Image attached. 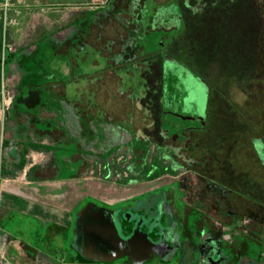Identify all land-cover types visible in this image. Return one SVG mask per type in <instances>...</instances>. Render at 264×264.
<instances>
[{
    "label": "rangeland",
    "instance_id": "obj_1",
    "mask_svg": "<svg viewBox=\"0 0 264 264\" xmlns=\"http://www.w3.org/2000/svg\"><path fill=\"white\" fill-rule=\"evenodd\" d=\"M202 1L205 6L198 9ZM61 3L67 2L61 0ZM195 3L197 5L187 15L188 24L183 28L181 38L175 42V47L181 49L178 55L183 56L185 52L187 61L211 83L212 101L207 108L211 116L209 128L213 130V122L217 120L219 123L216 125L222 132L243 135L244 127L249 130L246 134L251 132L255 135L254 125H257L264 135V0H216L215 3L214 0H196ZM53 6L59 11L53 12L44 23L36 22L35 10L31 13L28 30L33 36H23V40L10 45L11 50L5 47L0 51L1 58L8 51H28L32 48L33 38L37 36L35 30L41 24L45 25L42 29L47 32L59 34L47 33L40 37L39 51L35 53L46 72L51 74V79L44 83L42 97L46 104L52 105L54 102L53 109L39 106V88H16L19 75L16 66H13L12 74H0L2 168L7 151L14 149L10 170L0 174V184L3 179H14L30 185L35 182L30 179L31 176L47 178V182H55L50 185L52 189L58 185L57 188L62 191L61 203L69 207L85 194L112 200L140 192L157 183L171 181L173 177L167 173L153 180H133L139 177L136 174L139 164L145 158L146 162L150 160V155L142 151L147 147L142 138L150 135L160 142L162 137L160 106L157 101L152 104L148 99L149 96L158 99V95H152L149 89L147 91L148 84L152 86L154 81L157 83L160 79L159 64L152 63L151 72L145 74L147 79L144 80L141 70L135 68L132 61L112 55L118 50L117 47L110 52L104 48V18L101 21L100 17L97 18L100 26L90 24L88 17L78 16L67 26L68 20L84 9L64 8L67 6L64 4ZM145 6L149 12L153 7L152 0H145ZM173 7L171 11L175 14L176 7ZM85 19L87 21L84 22ZM74 28L77 30L70 34ZM26 32L27 27L24 28ZM65 34L71 35L67 36L70 41L66 43L60 40ZM113 34L108 31L105 35ZM136 40L142 47L141 53L154 51L159 48L160 35L156 30H150ZM8 66L6 63V71ZM193 86H188L189 96L206 98V110L208 91L203 86ZM127 93L130 98L126 96ZM134 97L135 100L131 102ZM11 101L22 105L18 108ZM15 114L23 123L17 122ZM149 115L157 117L155 122L149 120ZM161 122L168 132L198 124L171 112H164ZM132 134L139 137L130 138ZM3 138L6 140L2 146ZM20 138L55 147L47 150L29 144L22 146V142L14 144ZM253 140L264 163V139ZM150 141L152 143L153 138ZM150 145L153 147V144ZM130 146L138 147L136 153L131 151ZM20 152L25 156L22 168L17 165ZM151 152L156 154V151ZM34 153L37 157H34ZM250 155L252 161L248 162L252 169L247 170L261 182L264 180V169L259 170L255 165L254 152ZM125 174L133 179L122 183L119 180ZM189 181L185 179L182 183L186 186ZM160 194L158 189L148 195ZM83 206H78L75 215ZM42 224V221L30 215L17 213L7 227L19 228L24 231L20 237L38 242L36 234L46 230ZM69 236L72 240L71 233H68ZM52 245L56 248L59 243H47L42 247L47 250ZM62 245L67 248L66 244ZM249 247L257 249L253 243ZM71 252L68 249L64 254L67 257Z\"/></svg>",
    "mask_w": 264,
    "mask_h": 264
},
{
    "label": "flooded vegetation",
    "instance_id": "obj_2",
    "mask_svg": "<svg viewBox=\"0 0 264 264\" xmlns=\"http://www.w3.org/2000/svg\"><path fill=\"white\" fill-rule=\"evenodd\" d=\"M195 1L152 0L153 7L148 12L145 0H104L96 4L91 12L80 10L68 20L67 26L78 16H85L91 21L90 24L102 26L100 21L104 18V48L110 52L113 47H117L118 50L112 55L132 61V65L141 70L144 80L147 79L145 74L151 72L152 63L159 64L160 79L157 83L154 81L152 86L148 84L147 91L149 89L152 95H158V99L150 96L148 99L152 104L157 101L160 106L161 140L159 142L150 135L142 138L147 146L142 151L150 155L149 162L145 158L139 164L137 179L125 174L119 181L153 180L165 173L173 179L112 200L85 194L74 201L65 209L68 224H57L60 235L59 245L53 249L55 264H264V180L260 182L253 178L250 170H247L252 169L248 160L252 161L250 154L253 152L256 158L253 160H256L255 165L259 170L264 169V163L252 136L222 132L216 125L219 123L217 120L213 122V130L209 128L211 116L207 108L212 101L211 83L187 61L186 53L178 55L181 49L175 47V42L181 38L182 30L188 24L187 15L197 5ZM172 5L176 7L175 14L171 11L174 8ZM204 6L205 2L202 1L198 9ZM76 30L72 29L70 34ZM150 30L159 33V48L141 53L142 47L136 38ZM108 31L115 34L105 35ZM67 34L60 40L68 42L71 35ZM166 57L187 67L208 86L204 120L189 118L198 124L176 132L166 131L161 122L163 113H170L164 109L163 73ZM41 67L43 75L48 74ZM126 96L130 98L129 94ZM134 100L135 97L130 101ZM148 118L155 122L157 117L149 115ZM132 136L139 137L132 134L130 138ZM130 142L131 139L128 145ZM130 148L136 153L138 147ZM151 151H156V154ZM157 170L160 173L147 177ZM185 179L191 181L186 186L182 183ZM158 189L160 195H148ZM88 202L115 214L123 235L135 233L144 241L140 247L142 253L137 259L131 260L127 255H122L103 261L84 258L78 253L68 233L73 237L75 211L78 206ZM42 225L48 229L47 221H43ZM251 243L257 249L250 248ZM68 249L72 252L66 257L64 251Z\"/></svg>",
    "mask_w": 264,
    "mask_h": 264
},
{
    "label": "crops",
    "instance_id": "obj_3",
    "mask_svg": "<svg viewBox=\"0 0 264 264\" xmlns=\"http://www.w3.org/2000/svg\"><path fill=\"white\" fill-rule=\"evenodd\" d=\"M64 2L67 3H61V0H46L45 2H41V0H36V2L34 0H0V51L5 50L7 44L11 45L19 39L23 40V36L30 37L32 35L28 30V22L34 10L37 12L36 22L39 23L40 21L44 23L49 16L53 15V12L59 11L53 5L64 4L67 5L64 8H80L92 11V8L96 4L103 3L104 0H64ZM25 27H27L26 33H24ZM43 27H45L44 24L37 27L34 33L37 36L33 38L32 48L26 52H30L35 47V43L40 40V37H43L47 33L59 36V34L47 32L42 29ZM6 35L7 39L5 38ZM22 52L26 53L25 51ZM0 59H2L1 56ZM8 64V70L6 71L4 68L5 64L1 60L0 74L3 75L4 72L9 75L12 74L15 63L9 62ZM43 76L46 79L45 82L51 79L50 73ZM15 117L17 122L23 123L20 122L17 114H15ZM0 128L2 129V125ZM21 139L23 138L16 139L14 144ZM5 140L3 138L2 146ZM21 153L23 152L19 154ZM33 155L37 157L35 153ZM13 157L14 149L11 148L7 151L4 160L3 166L5 171L10 170L9 167L12 164ZM34 177L31 176L30 179H33L35 182L30 185L21 182V180L14 179H3L0 184V264L56 263L53 251L55 246L52 245V249L49 247L47 250L42 246L59 240L60 233L57 224H68L65 213V209L68 207L65 203H61L62 191L57 188L58 185L53 189L50 187L55 182H47V178L39 176ZM17 213L30 215L40 222H48V229L45 232L36 234L39 237L35 238L38 239V242H30L27 238L20 237L24 234V231H21L19 228L10 229L7 227Z\"/></svg>",
    "mask_w": 264,
    "mask_h": 264
},
{
    "label": "water",
    "instance_id": "obj_4",
    "mask_svg": "<svg viewBox=\"0 0 264 264\" xmlns=\"http://www.w3.org/2000/svg\"><path fill=\"white\" fill-rule=\"evenodd\" d=\"M164 67V109L173 114L203 121L206 98L204 100L191 97L188 89L196 85L198 88L203 86L208 91V86L187 67L170 57H166ZM72 243L82 257L104 261L122 255L135 260L142 253L140 247L144 241L135 233L123 235L115 214L88 202L76 212Z\"/></svg>",
    "mask_w": 264,
    "mask_h": 264
},
{
    "label": "trees",
    "instance_id": "obj_5",
    "mask_svg": "<svg viewBox=\"0 0 264 264\" xmlns=\"http://www.w3.org/2000/svg\"><path fill=\"white\" fill-rule=\"evenodd\" d=\"M39 51V44L38 42L35 43V47L30 51V52H22V50H15V51H8L5 55V57L3 58V63H9V62H14L15 66H16V70L19 72L18 75V79L17 82L15 84L17 89H22V87H28L29 89H35V88H39L40 90V105L42 107H46L49 109H53L54 108V102L53 104H46L45 101L43 100V92H44V88H43V84L46 81V79L43 76V71L42 69H40L42 62L36 58L35 53ZM0 63H1V59H0ZM43 66V65H42ZM49 73V72H48ZM44 80V81H43ZM16 103V106L18 108H20L22 104H19L17 102H12V104ZM51 103V102H49ZM59 107V106H58ZM56 107V108H58ZM23 108V107H22ZM21 112V111H19ZM53 122V120H52ZM254 127L256 128L255 130V135H253L250 132V136H252V138H263L264 139V135H262V133L260 132L261 130H258L260 128H257V125H254ZM245 129L243 132L245 133H249V130L247 128ZM22 142V146H26L27 144H29L31 147L34 148H45L47 150H52L55 146L52 144H42V143H38V142H33V141H27L25 140V138L19 140V143ZM26 149V148H25ZM25 163V157H24V153L19 154V158L17 161V165L22 168L24 166ZM6 171L4 168H2V165H0V174H5ZM159 172V170L155 171L154 174L147 176V177H152L154 175H157Z\"/></svg>",
    "mask_w": 264,
    "mask_h": 264
},
{
    "label": "built area",
    "instance_id": "obj_6",
    "mask_svg": "<svg viewBox=\"0 0 264 264\" xmlns=\"http://www.w3.org/2000/svg\"><path fill=\"white\" fill-rule=\"evenodd\" d=\"M6 47H7L9 50H11V46H10L9 44H7ZM3 58H4V57L2 56V59H1L2 61H3Z\"/></svg>",
    "mask_w": 264,
    "mask_h": 264
}]
</instances>
